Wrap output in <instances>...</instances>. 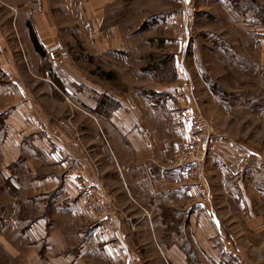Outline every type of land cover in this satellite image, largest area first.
Returning a JSON list of instances; mask_svg holds the SVG:
<instances>
[{"label":"rangeland","instance_id":"rangeland-1","mask_svg":"<svg viewBox=\"0 0 264 264\" xmlns=\"http://www.w3.org/2000/svg\"><path fill=\"white\" fill-rule=\"evenodd\" d=\"M0 264H264V0H0Z\"/></svg>","mask_w":264,"mask_h":264},{"label":"crops","instance_id":"crops-1","mask_svg":"<svg viewBox=\"0 0 264 264\" xmlns=\"http://www.w3.org/2000/svg\"><path fill=\"white\" fill-rule=\"evenodd\" d=\"M36 37H37V35H36ZM115 122H116L117 127L119 128V131L122 132L123 134H125V133H129L132 131L133 127L131 126V123H133V124H134V122L136 123V120L131 119L129 121L126 118V115H124L122 112H119L116 114ZM51 130H52L51 131L52 134H56V136L54 138H52V140L56 143V147H51V146L42 147L40 145L39 148L44 153H46L47 160L51 161L52 163L58 164L60 166L59 167L60 170H66V171L63 172L61 175H59L60 177L55 175L52 177H48L45 181L48 183L57 184L58 187H60L64 184L63 186L65 187L66 190H63V192L68 193L69 195L75 193L74 195H72L73 197H75L80 193L79 189H78L79 180L80 179H86V178H82V172L80 171L81 167L78 166L79 160H77L78 163H76L74 168H72V169L66 168V165H68V164L71 165L70 163L74 161V157L68 156L69 153H68L67 149L65 148V141L63 140V137H61V136H64L66 131H59L57 129V127L56 128L51 127ZM72 142H73V140H72ZM148 148H152L151 143H150V146ZM118 154H119L118 151L111 149V153H108V157H109L111 164L115 167L116 175H118L119 181L122 183V181L124 180L123 171H125L126 169L124 168V166L122 167V165L124 163L121 162V159L118 156ZM86 180L89 181L90 183H94L93 179L87 178ZM124 182L126 184V181H124ZM40 185H43V183H41ZM128 191L130 192V190H128ZM63 196L65 198H62L61 199L62 201H64L66 198H68V197H66L65 194H63ZM142 208H144V207L142 206ZM142 216H143V214H141V217ZM140 223L145 224V221L143 222V220H142L139 222V224H138L139 232L141 229ZM148 224H149V222H148ZM150 226L153 227L154 231H155V225L152 224V222H150ZM101 231L104 232L103 251H104V257L105 258L112 261L116 257L117 258H124V257L128 256L130 246L128 244L127 235H125V233L122 232V229H120V228L119 229H107V227H105V229L104 230L101 229ZM174 254L172 255L173 257H174ZM171 260H173V259H171Z\"/></svg>","mask_w":264,"mask_h":264},{"label":"built area","instance_id":"built-area-1","mask_svg":"<svg viewBox=\"0 0 264 264\" xmlns=\"http://www.w3.org/2000/svg\"><path fill=\"white\" fill-rule=\"evenodd\" d=\"M53 60H56L54 53L50 54ZM214 135L213 128L211 125H206L204 131L201 134V139L188 150V155L184 156L179 165H194L198 161L202 160L206 154L207 146Z\"/></svg>","mask_w":264,"mask_h":264},{"label":"trees","instance_id":"trees-1","mask_svg":"<svg viewBox=\"0 0 264 264\" xmlns=\"http://www.w3.org/2000/svg\"><path fill=\"white\" fill-rule=\"evenodd\" d=\"M30 32H31V40L34 43L36 49L38 50L39 53L43 54L44 52H43L42 48L40 47L39 40L36 37V33L31 26H30Z\"/></svg>","mask_w":264,"mask_h":264}]
</instances>
